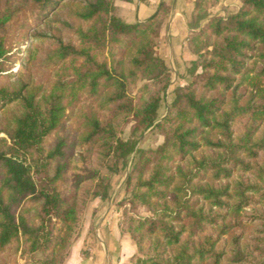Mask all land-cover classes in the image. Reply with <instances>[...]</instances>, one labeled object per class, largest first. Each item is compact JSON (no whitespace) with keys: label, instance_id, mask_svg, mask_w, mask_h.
I'll use <instances>...</instances> for the list:
<instances>
[{"label":"trees","instance_id":"16d2710c","mask_svg":"<svg viewBox=\"0 0 264 264\" xmlns=\"http://www.w3.org/2000/svg\"><path fill=\"white\" fill-rule=\"evenodd\" d=\"M63 1L0 0V31L24 8L40 24ZM114 1H84L77 43L57 39L47 53L61 65L48 91L0 85V108L15 101L21 107L0 138V254L14 245L25 264L36 252L38 264H61L78 233V194L108 199L111 174L124 170L134 153L119 202L120 230L135 245L128 264H263L264 62L249 60L264 44V0H238L225 17L208 12L219 0H185L193 5L186 23L193 76L173 89L161 118L170 74L156 50L166 7L125 23ZM5 53L0 36V73ZM137 80L145 82L135 98L129 90ZM80 94L107 117L93 109L80 116L69 146L82 151L72 168L69 146L56 132L66 105ZM117 117L133 122L131 134L158 130L162 142L134 151L135 141L123 140L114 126ZM236 122L241 129L234 135ZM200 147L208 154L194 157ZM92 154L107 175L91 166ZM26 203L36 207L34 222ZM138 207L147 214L136 215Z\"/></svg>","mask_w":264,"mask_h":264},{"label":"rangeland","instance_id":"374dc122","mask_svg":"<svg viewBox=\"0 0 264 264\" xmlns=\"http://www.w3.org/2000/svg\"><path fill=\"white\" fill-rule=\"evenodd\" d=\"M85 0H64L56 9L51 10L40 24L35 22V14H32L30 9L24 8L7 23L5 24L0 36L4 39V47L6 50L5 57L3 59V72L0 73V85L5 87H19L24 85L27 90H33L35 92L48 91L59 72L61 65L57 64L55 59L47 58L49 53L57 44L56 40L60 39L64 42L71 41L77 43L76 30L79 27H84V23L77 18V13L80 11ZM185 2V0H183ZM191 10H192V3ZM165 6V5H162ZM161 6V7H162ZM239 6L238 0H219L215 5L209 8L208 12L210 15H220L225 17L229 13L235 11ZM161 7L159 9H161ZM165 13L162 16L160 22V29L166 25L168 20L167 6ZM158 9V10H159ZM157 10V11H158ZM191 13V11H190ZM118 14V10H117ZM119 16V14H118ZM190 17V15H189ZM120 18V17H119ZM148 18V17H147ZM146 19V18H145ZM189 20V19H188ZM123 21V20H122ZM142 21V20H141ZM188 22V21H187ZM159 31H158V47L156 54L161 57L167 66L169 67L170 80L166 89L161 93V102L158 108L159 117H163L166 114L167 106L170 103L173 96V89L176 86H184L190 80L193 74L188 73V68L191 63L196 59V56L192 54L186 47V37L184 39L183 47L185 50L193 55V60L189 61L184 65L183 69H180V73H175V67L171 63V58L166 56V52L159 48ZM188 34V33H187ZM259 54H264V44L258 45L256 53L251 55L249 62L256 61V65H262L264 59L258 57ZM119 58V53H116L115 59ZM125 66L128 63V56L125 58ZM200 73V68H197L194 74ZM183 76V77H181ZM144 80H137L135 85L130 88L129 93L131 96L139 97L140 87L144 84ZM24 92V91H23ZM229 95V94H228ZM89 105L94 106L91 103V99L86 97L84 94H80L77 100L71 104L66 105V109L62 118V122L56 134L60 137L65 138L68 147L70 143L74 142V139L79 133V123L81 115L95 110L100 119L107 117V112L97 111L95 108H90ZM21 107L19 102H11L0 108V138H5L4 130L11 126L13 118L20 115ZM114 126L119 131V135L123 140L135 141L134 151L136 150H149L155 148L162 142V136L156 129L148 128L144 131H136L131 134V125L133 124L129 118L117 117L113 120ZM240 122H236L232 125L234 135L240 131ZM54 137L47 139V144ZM82 151L80 146L70 147L68 149V158L71 161V167H77L79 165V153ZM200 153L208 154L205 147H200L197 152L194 153V157H198ZM134 153L129 156V162L124 170H119L116 174L110 176L111 190L109 197L106 200H101L98 197H86L82 192L78 194V201L81 203V218L78 227V233L74 241L70 244L67 250L66 257L68 256L69 250L74 242L84 231L91 232L93 227L89 224V220L93 217L97 210L91 209L95 201H101L104 205L105 202L109 201L112 196L110 208L106 209V214L110 212V209H116L119 213V228L122 218L121 209L122 206L119 202L125 197L123 189V181L126 177L130 161L133 158ZM92 167L98 168L101 175L108 174L104 168L98 166V159L95 154H92L89 158ZM190 158H187L183 163V167H189ZM2 168L0 167V179L2 177ZM206 174L205 181L207 179ZM234 178V177H233ZM26 207H30L31 211L27 214L31 222L35 221L36 207L32 204L26 203ZM128 207V204H125ZM134 213L136 215H146L145 208L138 207ZM64 258V260L66 259ZM24 256L20 254L19 248L16 246H10L0 254V264H25ZM42 256L39 252L33 254L29 264H38ZM62 261V263L64 262ZM61 263V264H62ZM128 264V262H127ZM264 264V263H263Z\"/></svg>","mask_w":264,"mask_h":264},{"label":"crops","instance_id":"0c3cea01","mask_svg":"<svg viewBox=\"0 0 264 264\" xmlns=\"http://www.w3.org/2000/svg\"><path fill=\"white\" fill-rule=\"evenodd\" d=\"M114 5L120 19L125 23L144 20L162 5L167 6L168 20L159 31V48L171 58L176 74L181 72L180 69H183L187 62L193 60V55L183 47L188 33L186 23L191 11L190 3L183 0H115ZM111 200L112 196L104 205L101 201H95L91 209L97 211L89 220L93 230L84 231L78 237L62 264H127L135 253V245L121 232L118 211L111 208L106 214Z\"/></svg>","mask_w":264,"mask_h":264}]
</instances>
